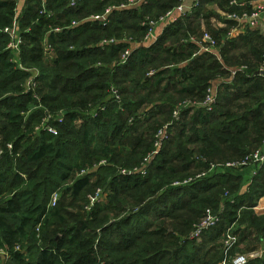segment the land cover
Here are the masks:
<instances>
[{"label": "trees", "instance_id": "1", "mask_svg": "<svg viewBox=\"0 0 264 264\" xmlns=\"http://www.w3.org/2000/svg\"><path fill=\"white\" fill-rule=\"evenodd\" d=\"M72 1L26 0L18 16L20 0H0V250L15 264H218L231 232L234 248L264 247V215L253 209L264 198V164L254 166L245 190L242 175L211 168L263 147L264 33L247 28L226 39L213 32L222 62L200 52L208 5L239 15L253 10L232 0H199L195 12L120 64L128 39L141 42L148 19L182 0L115 8L106 22L91 16L128 0ZM73 21L80 24L71 28ZM15 22L22 38L17 56L9 46ZM19 64L41 71L34 91H27L31 73ZM241 65L247 70L232 78L229 70ZM217 84L212 110L186 108L174 118L180 101H202ZM61 112L62 122L48 123L57 134L43 127L48 114ZM165 126L158 149L156 133ZM98 190L107 197L93 202ZM76 203L83 212L73 218L67 206ZM209 209L221 221L192 239ZM206 244L211 250L202 255ZM249 264H264V257Z\"/></svg>", "mask_w": 264, "mask_h": 264}, {"label": "built area", "instance_id": "2", "mask_svg": "<svg viewBox=\"0 0 264 264\" xmlns=\"http://www.w3.org/2000/svg\"><path fill=\"white\" fill-rule=\"evenodd\" d=\"M146 0H128L125 3L120 4L119 6H110L106 9V11L103 14H97L94 16H91L92 19L98 20V21H103L106 22L108 19L109 14L111 13L112 10H114L115 8H120V9H125V8H129V7H134V6H139L142 3H145ZM235 5H243L240 4L238 2H232ZM76 1L73 0L71 2V5H75ZM198 5V3L196 4V6ZM43 11L45 10V6H43ZM175 10H179L181 13L185 10L184 5L180 4L177 7L169 10L165 15L161 16L158 20H153V19H148V21L146 22L149 25L147 34L145 35V37L143 38V40L141 42H137L134 41L133 38H129L128 41H130L132 43V46L127 48L121 55L119 62L120 64H125L128 62V60L130 59L132 52L140 45L143 46H150L152 45L154 42L157 41L158 37L156 34V28L157 26H159L160 24L162 25H168L170 23L176 22L179 18H173V15L175 13ZM42 11V12H43ZM262 9H257L254 10L252 12V14H248L247 12L243 13L242 15H239L237 13H233L229 15V18L237 20L238 22H241L243 20H251L254 21L257 18H259L262 13H261ZM80 22L78 21H73L72 24L69 27H75L77 25H79ZM56 31H60V28L55 29ZM234 30L235 27L232 28L230 31L227 32V36L226 39H230L234 36ZM7 32H11V30L9 28L6 29ZM115 43L116 40L115 39H111V40H104L101 45H105L108 43ZM21 43H22V38L21 36H17V37H13V41L10 43V48L13 49V51L15 52V55L17 56V54H19L20 50H21ZM218 39L210 32H205L203 37H202V44H201V48H200V52H207V53H213L214 55L217 56V58L222 62V57H221V53L220 50H218ZM54 50L50 45H47L46 47V53L51 56L53 54ZM199 52V53H200ZM18 62V61H17ZM20 68L27 70L31 73L30 78L27 80L26 82V89L27 91H34L35 87L37 85L38 79L40 77L41 71L34 67V68H27L25 66H23L22 64H19ZM248 66L247 65H241L237 68L234 69H230V76L232 78H234L238 73L244 72L245 70H247ZM258 74L264 76V62L261 64L259 70H258ZM113 96L120 102L121 101V95L118 91V89L113 88ZM33 97L36 98L37 100H39V96L34 92L33 93ZM218 98V84L215 86H212L210 88H208L207 94L204 98V100L202 101H194L191 99L185 100L183 102H181L174 110L173 112V116L176 119H180V113L182 109H186V108H196V107H203L206 108L208 110H212L214 105L216 104ZM62 112L58 114V117L56 118L52 113L48 114L47 117L44 118L43 121V127L46 128L48 131H50L53 134H57L58 130L56 129V127L54 126H50L48 125L49 121L51 119H55L58 120V122H62ZM42 127V128H43ZM167 128L168 126H165L164 128L160 129L158 134L156 135V147H160L161 145V141L163 143V141L167 138L168 134H167ZM166 133V135H165ZM165 135V136H164ZM165 137V138H164ZM264 145V144H263ZM2 148L0 146V154H2ZM264 164V147H260L254 151H252L251 153L247 154L244 158L242 159H238L236 161H232V162H227L224 164H219V165H215L213 164L211 168H216V167H221V168H225V169H236V168H241L244 166H251V165H258L259 167L262 166ZM122 174L127 173L126 169L121 170ZM206 172H202L201 174H198L197 177H201L203 175H205ZM187 182V181H185ZM178 184V183H177ZM101 193V190L97 191L96 197L99 196V194ZM60 194L59 193H54L52 195L51 198V202H50V206H56L59 200ZM257 209L258 205L255 206ZM264 211V207L262 208ZM261 210V209H260ZM221 221V214L220 212L218 213H214L212 212L210 209L207 211V214L204 218L201 219V221L195 225L194 230L191 233V238H201L202 234L213 228L214 226H216L219 222ZM3 254H5V252L3 250H0V255L2 256ZM264 257V247H261V249H257V250H253L250 252H246L243 254H238L233 258V264H249L251 261L259 259V258H263ZM226 263V261H225ZM224 263V264H225Z\"/></svg>", "mask_w": 264, "mask_h": 264}, {"label": "rangeland", "instance_id": "3", "mask_svg": "<svg viewBox=\"0 0 264 264\" xmlns=\"http://www.w3.org/2000/svg\"><path fill=\"white\" fill-rule=\"evenodd\" d=\"M25 1L26 0H20V3H19V5H18V9H17V15L19 16L20 14H21V12H22V8H23V6H24V3H25ZM208 11H209V14H211V13H215V11L213 10V9H209L208 8ZM210 16V15H209ZM202 23H204V26H203V28L200 30V32L201 31H207V30H210L211 28H213L216 24H217V19H213V20H211V21H203ZM158 27V26H157ZM157 29V28H156ZM13 34H14V37H17V36H20V34H21V27H20V25H19V23L18 22H15V26H14V30H13ZM218 50H221L220 49V45H218ZM114 88V87H113ZM115 89H117V88H115ZM119 91V90H118ZM113 93V92H112ZM121 95V94H120ZM188 100V99H187ZM183 101H185V100H183ZM183 101H180L179 103H178V105L181 103V102H183ZM177 105V106H178ZM176 106V107H177ZM195 109L193 108L192 110H191V112L193 113V111H194ZM167 125V124H166ZM158 132L159 131H157V133H156V135L158 134ZM167 134H168V128H167ZM165 135H166V133H165ZM164 135V136H165ZM165 138V137H164ZM161 146H162V141H161V144H160ZM161 146L160 147H158V149H160L161 148ZM257 167H258V165H256ZM260 168V167H259ZM259 168H255L254 167V165H251V166H244V167H241V168H236V169H231V171H235V173L236 174H240V175H242V177L244 178L243 179V182H242V186H241V190H245V189H247L246 188V186L249 184V183H251V181H252V179H253V177L255 176V174H256V172H257V169H259ZM227 171V170H226ZM229 171V170H228ZM175 184H177V183H175ZM106 197H107V192H104V191H102L101 190V193L99 194V196H97L96 197V195H95V197L94 196H92V197H90V199L91 200H93V202H96V201H103V200H105L106 199ZM264 199V198H263ZM261 200V199H260ZM69 202H71V200L70 199H68L67 200V203H69ZM260 202V201H259ZM66 203V204H67ZM91 203V202H90ZM261 205L258 203V207H257V210H259V211H256V207H254L253 209H254V212L256 213V215H258V216H262V215H264V211H263V207H264V201L262 202V200H261ZM81 205H83V203H76V204H72V205H70V206H67L68 208H67V210H68V212L70 213V216H75V215H72V214H78L79 212H83L81 209H80V207L79 206H81ZM89 206H87V204H86V209H88L89 210ZM261 209V210H260ZM258 212V213H257ZM244 214V213H243ZM74 218V217H73ZM244 225V224H243ZM237 228V226L235 225L234 226V228H233V230H235ZM235 236V234L234 233H230L229 235H228V238L225 240V245H224V258H223V260L220 262V263H218V264H224L225 263V261H226V263L225 264H228L229 263V261L231 260V262H233V258L236 256V255H238V254H243V253H246V250H242L243 249V246H248V245H242V246H240V247H236V248H234V244H233V242H237V241H235L236 240V238L234 237ZM202 237V236H201ZM247 244H249V243H247ZM211 245H207L206 244V246H204L203 247V250H202V255L203 254H205V252H207V251H209V250H211ZM261 249V248H260ZM214 252V251H213ZM260 259V258H259ZM0 261H1V264H15L14 263V261H12V259H11V257H10V255H8V254H3L2 256L0 255Z\"/></svg>", "mask_w": 264, "mask_h": 264}, {"label": "crops", "instance_id": "4", "mask_svg": "<svg viewBox=\"0 0 264 264\" xmlns=\"http://www.w3.org/2000/svg\"><path fill=\"white\" fill-rule=\"evenodd\" d=\"M199 0H182L181 4L184 5L185 10L181 13L179 10H175V13L173 15V18H182L183 16H186L187 14H191L196 11V4ZM238 2L243 8H251L253 11L257 9H262L261 13L262 15L257 18L254 21L251 20H243L241 22H238L237 20L229 18V11H227L225 8H222L217 3L208 5V8L211 10L213 9L215 13H211L210 16L205 18L203 21H211L213 19H217V24L211 28L210 30L204 31L205 32H216V33H227L232 28L235 27L234 30V36L238 37L240 35H243L246 33L247 28L251 29H259L262 33H264V0H232V2ZM235 5V4H234ZM236 6V5H235ZM166 25L160 24L156 29L157 36H160V34L163 32ZM204 26V23L202 25V28ZM262 202L264 199H261ZM261 200L259 204L261 205ZM256 211H259L256 209ZM258 213V212H257Z\"/></svg>", "mask_w": 264, "mask_h": 264}, {"label": "water", "instance_id": "5", "mask_svg": "<svg viewBox=\"0 0 264 264\" xmlns=\"http://www.w3.org/2000/svg\"><path fill=\"white\" fill-rule=\"evenodd\" d=\"M263 147H264V145H263Z\"/></svg>", "mask_w": 264, "mask_h": 264}]
</instances>
